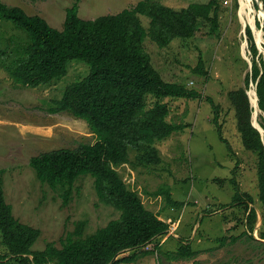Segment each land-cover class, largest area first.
Masks as SVG:
<instances>
[{
	"label": "rangeland",
	"instance_id": "1",
	"mask_svg": "<svg viewBox=\"0 0 264 264\" xmlns=\"http://www.w3.org/2000/svg\"><path fill=\"white\" fill-rule=\"evenodd\" d=\"M1 1L20 6L29 14L40 15L52 27L62 29L67 8L77 0ZM139 1L78 0L79 16L95 19L118 13ZM158 1L177 9L189 3L210 0ZM247 3L250 5L246 12L240 0H220V28L212 36L188 41L175 39L164 49L149 38L145 40L153 65L167 81L180 82L202 95L197 99L163 98L170 108L168 121L188 126L156 143L161 163H133L137 151L132 149V163L117 168L126 184L139 193L145 207L160 214L159 218L173 228V234L169 231V235L159 236L145 247L153 249L159 242L162 243L159 251L132 264H264V251L258 244L259 230L253 233L256 240L243 236L242 233L247 231L245 212L239 206L230 207L236 183L242 192L250 193L256 200L259 193L257 156L242 144L229 97L232 91L241 87L246 90L252 108V124L255 123L264 133L256 84L253 86L252 80L250 85L247 84V74L252 71L250 64L253 62L250 41L244 31V27H250L248 15L253 8L252 0ZM255 3L254 0L253 15L261 27L264 17L260 15V7L255 8ZM241 16L248 25H243ZM143 23L147 25L145 17ZM255 37L258 50L264 57V32L259 30ZM25 40L26 35L12 22L0 20V177L4 181L6 200L12 204L15 216L41 230L40 239L34 246L41 250L52 241L60 247L61 239L69 231H74L80 221H87L85 233L89 234L118 219L121 212L99 199L91 175L78 179L72 199L64 205L62 197L42 184L30 167L31 158L41 152L92 144L96 136L83 119L49 111L55 101L63 97L68 83L86 76L89 68L73 61L67 76L52 83L36 88L17 85L6 67L24 47ZM200 59L207 76L193 70ZM254 96L257 106L251 101ZM156 99L149 96L148 106ZM217 106L227 143L212 122ZM165 183L172 187L173 198L184 202L181 208L168 206L163 196L149 194ZM224 205L228 206L222 209ZM239 218L242 221H238ZM231 236L240 237L232 243ZM182 243L191 244L195 255L191 258L179 255ZM5 253L6 248L0 241V254ZM132 253L124 251L119 256ZM174 254H177L176 258Z\"/></svg>",
	"mask_w": 264,
	"mask_h": 264
},
{
	"label": "trees",
	"instance_id": "2",
	"mask_svg": "<svg viewBox=\"0 0 264 264\" xmlns=\"http://www.w3.org/2000/svg\"><path fill=\"white\" fill-rule=\"evenodd\" d=\"M261 1L264 11V0ZM219 3L220 0L194 2L176 9L158 0H140L137 5L118 13L83 19L79 16L77 0L67 8L63 28L58 29L40 15L29 14L20 6L0 0V20L12 22L27 38L24 47L6 67L17 85L36 88L52 83L67 76L73 61L89 68L86 76L68 83L63 97L55 101L49 111L83 119L96 141L78 148L41 152L31 158L30 167L42 184L62 197L64 205L72 199L78 179L91 175L99 199L121 212L118 219L93 233L86 234L87 221H80L74 231L61 239L60 247L52 241L44 249H35L41 230L15 216L12 204L6 200L4 181L0 177V241L6 248V253L0 254V264H132L160 250L162 243L159 242L153 249L145 247L159 236L169 235L171 224L145 207L139 193L126 184L117 168L132 163V149L137 151L133 163H161L156 143L188 126L168 121L170 108L163 98L197 99L202 94L180 82L167 81L153 65L144 43L149 38L164 49L175 39L188 41L214 35L220 28ZM255 8H259L257 3ZM260 15L264 17L262 10ZM143 17L147 20L146 26ZM257 25H260L259 21ZM258 26V30L264 32V25ZM246 34L253 54L247 84L251 80L258 84L264 129V57L249 26ZM193 70L208 75L202 59ZM149 96L157 98L151 106H148ZM229 97L242 144L257 156L259 181L256 200L250 193L242 192L234 180L236 193L230 207L239 206L245 212L247 231L242 233L243 236L255 239L253 233L259 226L258 244L264 251V138L252 124V108L246 90L241 87L232 91ZM208 99L213 103L211 98ZM219 115L217 106L212 122L227 143ZM149 194L163 196L170 207L184 205L173 198L172 187L166 183ZM260 215L262 222L259 223ZM238 221H242L241 218ZM239 237L231 236V242L235 243ZM124 251L133 253L119 256ZM178 253L186 258L195 255L191 244L185 243L181 244Z\"/></svg>",
	"mask_w": 264,
	"mask_h": 264
},
{
	"label": "bare ground",
	"instance_id": "3",
	"mask_svg": "<svg viewBox=\"0 0 264 264\" xmlns=\"http://www.w3.org/2000/svg\"><path fill=\"white\" fill-rule=\"evenodd\" d=\"M240 2H242V5H243L244 8H246L245 10L247 12V9H248V7H249L250 4L247 3V0H240ZM252 6H253V8H252V10L250 9L251 10L250 11V15H248V17H249V22L248 23H249L250 26H252L254 28V35L256 36V33H258L259 30L257 28V25L255 24V22H256L255 16L253 15V12L255 11L254 10V3H253V1H252ZM245 10L243 9L244 15L246 14ZM241 20H242L243 25H245V26L248 25V24H245L244 23V18L242 16H241ZM258 38H260V37H258ZM259 43H260V39H259ZM259 45L262 47L261 44H259ZM260 46H259V48H260ZM263 50H264V48H263ZM252 91L254 92V90H252ZM253 103L257 106V103L258 102H257L255 96L253 97Z\"/></svg>",
	"mask_w": 264,
	"mask_h": 264
},
{
	"label": "water",
	"instance_id": "4",
	"mask_svg": "<svg viewBox=\"0 0 264 264\" xmlns=\"http://www.w3.org/2000/svg\"><path fill=\"white\" fill-rule=\"evenodd\" d=\"M256 1V3L258 4V6L260 7V10H262V12H263V14H264V11H263V4H262V1L261 0H255ZM255 24L257 25V23L255 22ZM261 26H263V24L261 25ZM251 27V29H252V32L254 33V28L252 27V26H250ZM252 65V63L250 64V66ZM253 125L256 127V128H258L259 130H260V132L262 133V135L264 134L263 133V130L260 128V127H258L255 123H253ZM260 222H262V216L260 215L259 216V223ZM259 227V226H258ZM257 227V228H258Z\"/></svg>",
	"mask_w": 264,
	"mask_h": 264
},
{
	"label": "clouds",
	"instance_id": "5",
	"mask_svg": "<svg viewBox=\"0 0 264 264\" xmlns=\"http://www.w3.org/2000/svg\"><path fill=\"white\" fill-rule=\"evenodd\" d=\"M257 23V22H256ZM258 26V25H257ZM261 27H263V26H261ZM246 28L247 27H244V31L246 32ZM251 28V27H250ZM252 30V29H251ZM243 32V31H242ZM254 34V33H253ZM252 66H253V63H252V65H251V68H252ZM253 82V81H252ZM254 83V84H253ZM252 84H253V86L256 84L255 82H253ZM258 84H256V86H257ZM40 181V180H39ZM166 221V220H165ZM169 223V222H168ZM173 227V226H172ZM176 228H177V225H176ZM259 228V227H258ZM258 228L256 229V230H258ZM171 229V228H170ZM169 229V230H170ZM169 233V232H168Z\"/></svg>",
	"mask_w": 264,
	"mask_h": 264
},
{
	"label": "built area",
	"instance_id": "6",
	"mask_svg": "<svg viewBox=\"0 0 264 264\" xmlns=\"http://www.w3.org/2000/svg\"><path fill=\"white\" fill-rule=\"evenodd\" d=\"M251 101H253V98L251 97ZM173 228H171L169 231L171 234H173V231H172Z\"/></svg>",
	"mask_w": 264,
	"mask_h": 264
}]
</instances>
